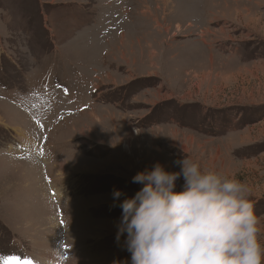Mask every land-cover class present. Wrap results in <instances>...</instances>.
<instances>
[{
  "label": "rangeland",
  "instance_id": "rangeland-1",
  "mask_svg": "<svg viewBox=\"0 0 264 264\" xmlns=\"http://www.w3.org/2000/svg\"><path fill=\"white\" fill-rule=\"evenodd\" d=\"M184 157L247 185L264 245V0H0V264H130L113 189ZM72 192L106 203L87 241Z\"/></svg>",
  "mask_w": 264,
  "mask_h": 264
},
{
  "label": "clouds",
  "instance_id": "clouds-1",
  "mask_svg": "<svg viewBox=\"0 0 264 264\" xmlns=\"http://www.w3.org/2000/svg\"><path fill=\"white\" fill-rule=\"evenodd\" d=\"M175 163L179 172L159 162L137 172L131 197L112 191L121 209L115 238L124 236L130 264H264L247 185L190 158Z\"/></svg>",
  "mask_w": 264,
  "mask_h": 264
},
{
  "label": "crops",
  "instance_id": "crops-1",
  "mask_svg": "<svg viewBox=\"0 0 264 264\" xmlns=\"http://www.w3.org/2000/svg\"><path fill=\"white\" fill-rule=\"evenodd\" d=\"M29 149V148H28ZM28 149H26V150H28ZM79 154H78V152L77 151H75V149L73 148V147H71V154H69V155H67L66 156V158H64L65 160V163L67 164L66 166L68 167V168H73L72 167V165H69L70 163L69 162H67V159L69 160V161H72L73 160V158H75L76 160L78 159V157H74V156H78ZM35 160L39 163V165L42 167V161H40V159H39V157H38V154H36L35 155ZM62 158V157H61ZM83 160H85V159H83L82 157H80L79 158V163L81 164V166H82V164H84V167H87L88 166V160H86V161H84V162H81V161H83ZM38 165V164H37ZM39 166V167H40ZM89 169V167H87V169L86 170H80V171H78V170H75V174H76V176H81V177H83V176H85V175H87V174H84V173H86L87 171H89L88 170ZM73 170V169H72ZM71 172H74V171H71ZM97 173H98V171H91L89 174H91L90 176H94V175H97ZM68 176V175H67ZM75 176V177H76ZM44 179H45V177H44ZM68 180H69V182H70V184L73 186V187H75L76 188V186L74 185V180H75V178L73 177V175L72 174H70V178H68ZM46 186V185H45ZM84 187V186H83ZM78 195V194H77ZM76 195V192L74 193V192H72V195H69L67 198H69L71 201H68V202H71V205H74V207L75 206H77V204H80L79 205V207L77 208V213L73 210V208L71 207L70 209H69V214L67 213V217H68V219H69V221H70V223L67 225V227H66V225L63 227V229H66V231H68L71 235H75L76 233H77V235H79L80 234V239H82V240H85V241H87V240H89V236H83L84 234H87L88 235V227H91V226H89V222H88V219H87V217H88V214H89V211L91 210V209H94V208H96L97 207V205H100V206H98L99 208L102 206V205H104V204H106V203H102V204H99L98 203V201L96 200V199H93L92 200V198L93 197H91V198H89V199H85V197H84V195H82V193L80 194V196H77ZM61 200H63V199H61ZM121 200H122V198H121ZM64 201V200H63ZM73 203V204H72ZM111 203H113L114 204V202H113V200H112V202ZM119 202H116L115 204H118ZM102 208H103V206H102ZM98 209V208H97ZM56 211H57V208H55V211H54V216H55V218H54V220H55V222H56V224L58 223L59 224V221L58 220H60L61 219V215H62V211L61 212H59L58 213V211H57V214H56ZM78 214H80V216H78ZM111 220V219H110ZM112 221H116V220H112ZM119 222V220L118 221H116V225H117V223ZM60 225H61V227H62V225H63V223H61L60 222ZM107 224H106V222H103V223H101V224H99V229H100V231L106 226ZM116 227V226H115ZM78 229H80V230H78ZM112 229V231L114 230V227H112V228H108V230H111ZM52 233V232H51ZM50 233V235L48 236V240H47V242H48V247L50 248V249H52V247L53 246H50V244L51 245H53L52 243H54L57 239H58V236L57 237H52V238H50V236H52L53 234H51ZM54 234H56V233H54ZM54 236V235H53ZM92 237V236H91ZM98 238H99V240H98ZM97 238V241H100L101 239H100V237H98ZM46 244V246H47V243H45ZM57 245H58V247L56 246V248L58 249V250H71V248H73L74 247V245H79L77 242H74V241H70V239H68V240H64V239H60L57 243H56ZM60 246V247H59ZM72 246V247H71ZM66 264H67V262H66ZM70 264V263H69Z\"/></svg>",
  "mask_w": 264,
  "mask_h": 264
},
{
  "label": "snow or ice",
  "instance_id": "snow-or-ice-1",
  "mask_svg": "<svg viewBox=\"0 0 264 264\" xmlns=\"http://www.w3.org/2000/svg\"><path fill=\"white\" fill-rule=\"evenodd\" d=\"M42 154V150H41ZM63 221H61L62 223ZM7 264H35V262L31 259H20V258H14L12 261L7 262Z\"/></svg>",
  "mask_w": 264,
  "mask_h": 264
}]
</instances>
